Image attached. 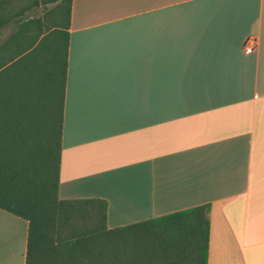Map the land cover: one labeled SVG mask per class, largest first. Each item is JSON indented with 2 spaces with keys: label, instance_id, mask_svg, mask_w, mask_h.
<instances>
[{
  "label": "crops",
  "instance_id": "0c3cea01",
  "mask_svg": "<svg viewBox=\"0 0 264 264\" xmlns=\"http://www.w3.org/2000/svg\"><path fill=\"white\" fill-rule=\"evenodd\" d=\"M63 29L57 195L109 227L208 203L206 264H264V0H69ZM26 228L0 208V264Z\"/></svg>",
  "mask_w": 264,
  "mask_h": 264
},
{
  "label": "trees",
  "instance_id": "16d2710c",
  "mask_svg": "<svg viewBox=\"0 0 264 264\" xmlns=\"http://www.w3.org/2000/svg\"><path fill=\"white\" fill-rule=\"evenodd\" d=\"M59 1L0 41V208L27 221L24 264H206L208 203L109 227L104 198L57 195L69 6ZM35 2L0 0V26Z\"/></svg>",
  "mask_w": 264,
  "mask_h": 264
},
{
  "label": "rangeland",
  "instance_id": "374dc122",
  "mask_svg": "<svg viewBox=\"0 0 264 264\" xmlns=\"http://www.w3.org/2000/svg\"><path fill=\"white\" fill-rule=\"evenodd\" d=\"M35 1H36L35 4L33 6H31L29 9H26L25 11H23L21 16H15V17L11 18L8 22H6L0 26V41H2L12 30H14L17 25H19L18 24L19 18L28 17V15L31 16L32 18L40 17L41 14L44 15V13L47 12L48 8L52 9L49 12V14H51L54 11H56L55 9L58 7V5L60 3L59 0H56L55 3L54 2L47 3V5L45 7L41 4L40 0H35ZM23 2H26V1H23ZM23 2H21V3H23ZM18 4H19V2L16 1L17 8H18ZM42 11H43V13H42ZM60 14L62 16V11ZM60 20H61V17H60ZM58 22H57V24L61 25V21H58ZM59 42H60V40H59Z\"/></svg>",
  "mask_w": 264,
  "mask_h": 264
},
{
  "label": "built area",
  "instance_id": "2783aa9c",
  "mask_svg": "<svg viewBox=\"0 0 264 264\" xmlns=\"http://www.w3.org/2000/svg\"><path fill=\"white\" fill-rule=\"evenodd\" d=\"M243 50L250 51L253 45L255 44V37L252 35H246L243 39Z\"/></svg>",
  "mask_w": 264,
  "mask_h": 264
}]
</instances>
